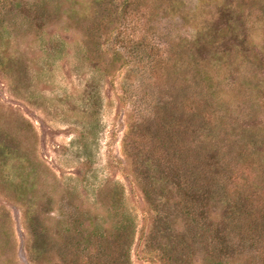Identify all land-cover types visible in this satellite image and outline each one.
I'll list each match as a JSON object with an SVG mask.
<instances>
[{"label": "rangeland", "instance_id": "rangeland-1", "mask_svg": "<svg viewBox=\"0 0 264 264\" xmlns=\"http://www.w3.org/2000/svg\"><path fill=\"white\" fill-rule=\"evenodd\" d=\"M263 182L264 0H0V264H264Z\"/></svg>", "mask_w": 264, "mask_h": 264}, {"label": "trees", "instance_id": "trees-1", "mask_svg": "<svg viewBox=\"0 0 264 264\" xmlns=\"http://www.w3.org/2000/svg\"><path fill=\"white\" fill-rule=\"evenodd\" d=\"M152 64H154V66H159V65H161V63L160 62H156V61H153V63ZM190 64V63H189ZM152 79H153V77H151ZM170 123H173L172 121L170 122ZM170 123H168V125L170 126L171 124ZM168 125H167V128H169L168 127ZM176 126V123H174L172 126H170V127H175ZM166 127H164V129H167ZM244 138H245V136H244ZM248 146H250V139H249V137L247 136L246 137V146L245 147H247L248 148ZM244 158V159H246V160H250L249 158H248V156H244L243 154L242 155H240V153H239V157H238V159L239 158ZM245 160V162H243V165L242 166H239V168H238V170L233 174V175H235L236 173V177H243L245 180H249L250 179V176H251V173H252V171L254 170V168H253V166L252 165H248L247 164V161ZM232 165V164H231ZM236 169L234 168V170H233V172L235 171ZM246 178H249V179H246ZM240 181H236V183H235V185H233V193H237V192H235V191H237L238 189H239V187L238 186H240V183H239ZM263 184H264V182H263ZM221 195H223L222 193H220ZM239 195H241L240 193H238ZM224 196V195H223ZM238 207H236V208H234V209H232V210H235V209H237ZM236 213V216H237V220L239 219V220H245V218L244 217H242L240 214H239V212H235ZM227 224H229V223H227ZM229 226L230 227H225L224 228V230H221V232H219V235H220V233H224V235L225 236H231V235H233V234H235V231L238 233V236H240V237H243V236H245L244 234H245V231L247 230L246 228L247 227H239L240 226V224L238 225V227L237 226H235V225H232V223L231 224H229ZM233 227V228H232ZM229 228H230V230H229Z\"/></svg>", "mask_w": 264, "mask_h": 264}]
</instances>
